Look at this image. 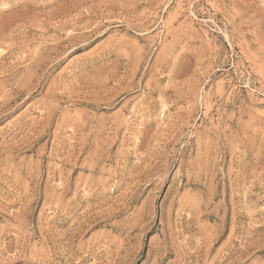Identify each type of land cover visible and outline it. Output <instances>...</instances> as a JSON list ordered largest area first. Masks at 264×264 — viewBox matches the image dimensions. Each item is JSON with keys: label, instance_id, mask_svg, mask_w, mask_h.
I'll return each mask as SVG.
<instances>
[{"label": "rangeland", "instance_id": "1", "mask_svg": "<svg viewBox=\"0 0 264 264\" xmlns=\"http://www.w3.org/2000/svg\"><path fill=\"white\" fill-rule=\"evenodd\" d=\"M0 264H264V0H0Z\"/></svg>", "mask_w": 264, "mask_h": 264}]
</instances>
